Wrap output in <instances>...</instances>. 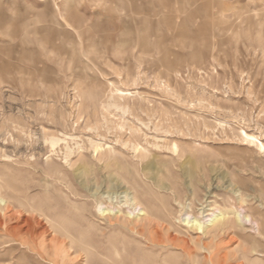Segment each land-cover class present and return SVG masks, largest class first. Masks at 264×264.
<instances>
[{"label":"rangeland","instance_id":"1","mask_svg":"<svg viewBox=\"0 0 264 264\" xmlns=\"http://www.w3.org/2000/svg\"><path fill=\"white\" fill-rule=\"evenodd\" d=\"M0 264H264V0H0Z\"/></svg>","mask_w":264,"mask_h":264},{"label":"bare ground","instance_id":"2","mask_svg":"<svg viewBox=\"0 0 264 264\" xmlns=\"http://www.w3.org/2000/svg\"><path fill=\"white\" fill-rule=\"evenodd\" d=\"M130 198V197H129ZM126 200V199H125ZM127 202V201H126ZM123 203H124V201H123ZM134 207V206H133ZM202 210V212H200ZM199 212V214L200 215H202L203 216V213L204 212H206V209L205 208H202ZM207 211H211V209H209V210H207ZM120 212V211H119ZM108 213V212H107ZM109 214V213H108ZM215 214H217V215H209V214H206L205 215V217L206 216H211L212 218L210 219V220H208L207 221V223L209 224V227H211V228H216V229H219V226L221 227V222H224L225 221V219H224V216L221 214V213H215ZM244 218H246V217H244ZM249 218V217H248ZM201 219L202 218H200V219H198V218H194L192 221H188L187 222V225H189V227L190 228H193L194 230H196V231H199L200 233L202 232L203 233V230H205V231H207L206 229H207V227L208 226H206L207 224H205V222H202L201 221ZM238 220V219H237ZM247 221H248V219H247ZM224 225V224H223ZM218 227V228H217ZM262 228V226L261 225H257L256 226V232H257V234L258 235H261V232H260V229ZM221 229V228H220ZM254 229V228H253ZM212 231V230H211ZM157 235V234H156ZM217 236V235H216Z\"/></svg>","mask_w":264,"mask_h":264}]
</instances>
